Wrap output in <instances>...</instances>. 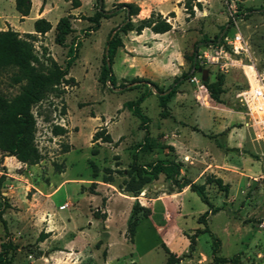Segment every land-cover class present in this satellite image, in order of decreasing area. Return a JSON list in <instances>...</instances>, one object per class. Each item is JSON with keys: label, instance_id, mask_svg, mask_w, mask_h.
Wrapping results in <instances>:
<instances>
[{"label": "rangeland", "instance_id": "374dc122", "mask_svg": "<svg viewBox=\"0 0 264 264\" xmlns=\"http://www.w3.org/2000/svg\"><path fill=\"white\" fill-rule=\"evenodd\" d=\"M129 1L140 5L143 14L161 9L171 29L169 33L120 32L123 46L112 63L117 86H102L98 77L107 36L126 21L122 3ZM30 2L28 14L22 15L15 0H0V30L11 28L21 36L32 33L33 47L43 60L52 57L64 67L71 48L74 61L62 92L49 94L32 108L40 160L25 164L0 150V174H5L0 205H8L2 213L6 228L0 222V243L10 240L17 245L13 264H103L108 249L103 245H109L107 264H164L162 237L168 238L171 251L187 253L183 233L191 236L203 229L199 216L207 210L195 192L177 199L182 204L179 213L176 200L167 196L176 190L163 174L137 196L120 188L127 179L132 152L145 135L156 143H174L179 152L184 146H196L203 163L209 154L223 164L214 143H241L236 160L254 171L244 170L239 182L227 172V195L214 183L206 185L210 201L220 210L206 217L207 232H197L196 253L190 251L192 259L179 264H214V247L218 255L238 253L240 264H264V228L259 225L264 220V185L259 178L264 171V144L259 140L258 115L243 96L254 84L256 73H264V0H103L101 7L110 16L102 17L95 31L89 30L91 23L86 17L100 6L97 0H79L77 7L72 0ZM186 3L191 4L193 14L186 10ZM62 16H69L73 31L64 45H58L55 25ZM40 17L52 26L43 34L34 30V21ZM141 18L137 15L132 20L137 23ZM192 58L198 61L196 69L191 66ZM204 69L205 80L223 76L222 102L212 100L206 89H199L191 80L197 77L204 82ZM182 72L191 76L178 86L163 109L157 90L146 80L166 89ZM8 75L9 71L1 74L0 88L10 97L18 87L9 84ZM140 95L144 99L139 106L147 116L144 125L125 105ZM100 129L102 135H109L110 142L92 139ZM174 153L167 148L137 150L141 164ZM90 161L98 170L95 177ZM197 163L183 165L182 175L200 176L205 166L219 170L215 163ZM106 175L112 182L102 181ZM205 176L196 182L202 183ZM92 182L96 183L95 194L89 192ZM135 201L151 208L152 213L141 219L130 241L124 233ZM64 202L66 207H59ZM158 226H162L161 231ZM41 231L48 236L38 242ZM71 239L84 247L68 246Z\"/></svg>", "mask_w": 264, "mask_h": 264}, {"label": "trees", "instance_id": "16d2710c", "mask_svg": "<svg viewBox=\"0 0 264 264\" xmlns=\"http://www.w3.org/2000/svg\"><path fill=\"white\" fill-rule=\"evenodd\" d=\"M97 1L103 3V0ZM72 2L74 7L79 5V0H72ZM99 5L94 14L86 17L91 23L89 27L90 31H95L99 28L102 17L110 16L101 7L102 5ZM196 5H200L198 1ZM122 6L125 7L124 10L126 15H128L126 16V21L117 29L114 28L107 36L98 77V81L102 86L106 83H109L112 87L117 86L112 70V63L117 49L123 46V41L119 35L120 32L134 31L136 34H140L144 28H149L154 33H165L171 29V23L167 18L156 11H151L147 17L138 19L137 23H134L132 17L138 15L140 11L139 5L134 2H124ZM15 7L22 15H27L31 7V2L30 0H15ZM185 7L186 10H190L188 12L190 15L193 14L191 4L186 3ZM111 14H114L113 11ZM51 27L50 22L43 17L34 21V30L41 34L50 30ZM72 31L73 28L69 16L60 17L55 25V43L64 45L66 36ZM33 38L32 33H26L25 36H21L18 31L11 28L0 30V77L3 72L9 71V84L18 87V92L10 97L6 96L0 88V150L4 155L14 156L19 162L25 164H36L41 158L35 142L36 118L32 108L37 103L46 99L49 94L59 95L62 92L63 86L70 79L66 78V75L74 61L71 48L67 51L68 57L64 67L58 64L52 57H47L43 60L33 47L31 40ZM191 66H194L196 69L198 61L192 58ZM190 76L187 72H182L180 76L174 78L166 89L159 88L152 81L146 80V82L150 83L157 90L159 104L165 109L167 102L177 92L178 86ZM222 82L223 76L221 75L215 81L204 80L203 82L208 96L216 102H222L220 98V94L223 91L221 87ZM122 87H125V85L123 84ZM143 99L144 95H140L136 100H128L125 103L132 114L140 119L142 125L147 120V116L142 113L139 106ZM100 131L101 129L97 130L93 134L92 139H101L104 142H110L109 135H102ZM218 146L222 147L223 145L218 144ZM154 148H167L172 152L174 151L172 145L156 143L148 135H145L143 143H139L136 150L132 152V160L127 170V179L123 181V186L120 188L130 196H137L146 184L157 179L160 174H163L166 179L170 180L174 190L181 191L182 188L188 186L191 191L195 192L200 200L207 205V210L199 216V223H202L204 228L197 229L191 236H188L191 251L195 246L197 232L208 231L206 217L220 210V207L214 206L210 201L206 193V185L214 183L219 190L227 195L229 184L223 182L221 177H217L212 173L207 174L202 183L193 181L191 178L181 174L182 163L177 160L175 155L172 157L165 156L158 158L144 164L138 162L137 150L151 152ZM90 166L92 167V175L95 177L98 171L97 167L92 161H90ZM4 180L5 174L1 173L0 195ZM112 180L110 175H106L102 181L112 182ZM94 184L96 183L92 182V185L89 187L90 193H96ZM7 206L6 203L4 206L0 205V222L4 228H6V222L2 217V213ZM150 214L151 210L149 207L141 205L138 201L133 203L127 220L126 231V237L130 241H133L137 225L141 219L148 217ZM93 216L97 217L96 211L93 212ZM47 236L48 232L41 231L37 237V241H43ZM161 246L166 255L164 264H176L183 257L188 256L185 254L178 256L164 242ZM16 249L17 245L10 240L1 242L0 264H13ZM212 259L214 264H225L227 262L240 264L238 253L231 257L218 255L215 247L212 250Z\"/></svg>", "mask_w": 264, "mask_h": 264}, {"label": "crops", "instance_id": "0c3cea01", "mask_svg": "<svg viewBox=\"0 0 264 264\" xmlns=\"http://www.w3.org/2000/svg\"><path fill=\"white\" fill-rule=\"evenodd\" d=\"M129 2H133V1H129ZM197 2V1H196ZM199 2V1H198ZM140 6V5H139ZM141 8V7H140ZM152 11H156V10H152ZM143 12V9L141 8L140 9V11H139V13H138V15H140V16H142V18H144L143 16H145V17H147L149 14L148 13H142ZM151 12V11H150ZM156 12H159V13H163V11L160 9L159 11H156ZM170 13H173V11H170ZM146 14V15H145ZM164 17V16H163ZM168 20V19H167ZM169 21V20H168ZM170 22V21H169ZM171 23V22H170ZM150 29L149 28H144V30H142V31H144V33L145 32H147V31H149ZM151 31V30H150ZM154 33V32H153ZM153 33H152V35H153ZM168 33H169V31H168ZM168 33H166V34H168ZM141 34V33H140ZM155 49H156V47H155ZM154 49V50H155ZM144 52V51H143ZM147 52V51H146ZM146 52H144V53H146ZM127 54V53H126ZM168 144H170V145H172L173 146V148H174V150H175V153L174 154H176L175 155V157L177 158V160H179L181 163H182V167H181V172H182V169H183V165H185V166H188L187 164L189 163V162H198L197 164H199L200 166H204L205 164H207V165H213V163H215V165L214 166H219V170H214V169H209V167H204V169H203V171H202V173H201V175L203 176V174H209V172H214V173H216L217 175V177H221L222 178V180H223V182H226L227 180H228V178L230 177L228 174H230V173H227V172H232L231 173V175H233L234 177H235V179L237 180V182H239V181H242V179H243V172H244V170H246L247 172H253L254 171V168H252L251 170H249V168H246V167H244L242 164H240V163H238V161L236 160V158H237V151H238V149L240 148V144L241 143H214V148H217L218 150H219V152H221V154H222V163L223 164H220V163H218L217 161H215L213 158H211V155H209V154H207V160H205L204 162L205 163H203L202 161H201V152H200V150H199V148L198 147H196V146H184L183 147V151L182 152H179V147L177 146V145H175L174 143H168ZM218 144H222L223 146L222 147H219L218 146ZM186 158H188V159H186ZM193 160V161H192ZM187 161H188V163H187ZM198 165V166H199ZM200 166H199V168H200ZM252 167V166H251ZM211 168V167H210ZM202 169V168H201ZM185 172H187V171H185ZM189 172V171H188ZM190 173V172H189ZM214 173H212V174H214ZM181 174H185V173H181ZM190 174H194L193 172H191ZM191 176V177H189V174H187V175H185L186 177H189V178H191L193 181H197V180H202V176ZM227 177V178H226ZM53 192V191H52ZM189 192H193V191H191L190 189H189V187L188 186H185L184 188H182L181 189V191H175V192H172L170 195H167V196H169V198H171L172 200H176V202H175V204H177L178 206H179V213H181V210H182V204L181 203H177V199L179 198V197H181V196H183V195H187ZM92 194H95V193H92ZM166 196V197H167ZM166 197H162V196H158V198H160V199H165ZM158 198H153V201L154 200H156V199H158ZM152 201V202H153ZM151 202V203H152ZM179 202H181V201H179ZM151 203H150V206H151ZM66 205V202H64L63 204H60V206L59 207H62V208H64V207H66L65 206ZM106 209H107V211H108V204H106ZM150 210H151V208H150ZM167 215H170V212H169V210H168V208H167ZM152 213V212H151ZM151 215V214H150ZM149 215V216H150ZM210 215H212V214H210ZM148 216V217H149ZM94 217V216H93ZM96 218V217H95ZM108 218H109V212H108V216H107V218H106V220L104 221V227L106 228V226H105V224L107 223V220H108ZM203 227H204V225H203ZM199 228V227H198ZM158 229L161 231L162 230V226H158ZM181 229V228H180ZM106 230V229H105ZM181 232H182V230H181ZM189 232V231H188ZM183 233V232H182ZM186 237V244L188 243V251H187V253H186V251H184L181 255H183L184 253H186L185 255H188V256H185V257H183L178 263H176V264H179V263H181V261L183 260V259H192V257H191V252L192 253H196V246H197V238L195 237V246H194V249L193 250H191V252H190V248H189V238H188V236H187V234H185V233H183ZM77 235V234H76ZM107 235H108V233H107ZM124 236H125V238L127 239V237H126V231H125V233H124ZM76 238V237H75ZM74 238V239H75ZM163 239H164V243L168 246V248L170 249L171 247H170V243H169V240H168V238H165V237H162ZM74 239H71L70 240V242L68 243V246H71V245H77V244H75L74 243ZM128 240V239H127ZM88 244V243H87ZM86 244V245H87ZM132 245H133V247L134 246H136V242H133L132 243ZM78 246V245H77ZM103 246H108V249H107V254H106V256H105V259L103 260L104 262H103V264H107V261L109 260V245H103ZM78 247H81V248H83L84 246H78ZM171 250V249H170ZM174 252V251H173ZM65 253H68V252H65ZM177 254V253H176ZM178 255V254H177ZM181 255H178V256H181ZM72 256V255H71Z\"/></svg>", "mask_w": 264, "mask_h": 264}, {"label": "built area", "instance_id": "2783aa9c", "mask_svg": "<svg viewBox=\"0 0 264 264\" xmlns=\"http://www.w3.org/2000/svg\"><path fill=\"white\" fill-rule=\"evenodd\" d=\"M191 80L197 84L199 89H206L203 82L197 77H192ZM244 100L246 103H250L253 110L258 115V122L260 126L259 140L264 144V73H256L254 77V84H250L249 90L245 91ZM264 185V171H260V176ZM259 225L264 228V220Z\"/></svg>", "mask_w": 264, "mask_h": 264}, {"label": "water", "instance_id": "95a60500", "mask_svg": "<svg viewBox=\"0 0 264 264\" xmlns=\"http://www.w3.org/2000/svg\"><path fill=\"white\" fill-rule=\"evenodd\" d=\"M99 3L101 4V1H99ZM128 15V14H127ZM198 70H201L200 68H198ZM202 74H203V80H205V78H206V76H207V71L204 69L203 71H202ZM103 235L104 236H107V233L106 232H104L103 233Z\"/></svg>", "mask_w": 264, "mask_h": 264}]
</instances>
